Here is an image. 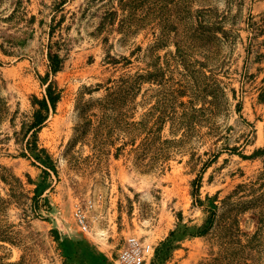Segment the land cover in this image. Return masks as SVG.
<instances>
[{
  "label": "rangeland",
  "instance_id": "rangeland-1",
  "mask_svg": "<svg viewBox=\"0 0 264 264\" xmlns=\"http://www.w3.org/2000/svg\"><path fill=\"white\" fill-rule=\"evenodd\" d=\"M198 13L214 54L180 57ZM0 224V264H114L132 234L146 264H264V0H0Z\"/></svg>",
  "mask_w": 264,
  "mask_h": 264
},
{
  "label": "trees",
  "instance_id": "trees-1",
  "mask_svg": "<svg viewBox=\"0 0 264 264\" xmlns=\"http://www.w3.org/2000/svg\"><path fill=\"white\" fill-rule=\"evenodd\" d=\"M205 15L206 14L198 13L197 26L196 27L192 26L191 27L192 29L189 28L187 40L179 41L177 43L178 45L177 55L178 56L183 57L185 54H189L190 56H192L191 53L197 49H203L204 51L209 52L210 56L214 54V48L216 46V42L213 40V36L217 38L215 36V33H217V30H211L208 28V26L206 25L208 20L204 18ZM52 59L53 58L51 57V60ZM50 67L52 70L55 71L60 67V63L58 61L52 60ZM125 86H127L128 88L125 90L122 89ZM132 87H133L132 82H128V80L124 81L123 86H121L118 91L109 94L110 100L116 101V100L127 99L129 97L128 94L133 89ZM128 90L130 92H128ZM60 98H61L60 91L57 90V87H55L52 82H50L46 88V92L43 98L38 99V103L40 105L39 109L33 113L32 118L29 120V122H23V126L28 127V129L26 130V133L29 134L30 132H32L29 137L26 134V137H27L26 148L28 150H33V148H37L36 146L34 147L33 141L31 140L32 134L39 131V129L44 125L45 121L49 117L50 110L51 109H53L54 111L56 110L57 103L60 100ZM192 109L193 111L199 110V109H196L195 107H192ZM200 110H203V109H200ZM215 110H216V105H215ZM209 112L212 113L210 114V117H211V115H213L214 113V109L210 110ZM34 199L39 201L40 198L38 195H36ZM45 200L48 201L47 198H45ZM38 201H37V204H38ZM39 208L40 207H38V205H35L36 210ZM210 228H211L210 226L206 227V229L203 232L207 233ZM10 238L11 236H9L8 232L5 229H3L2 225L0 224V240L9 241Z\"/></svg>",
  "mask_w": 264,
  "mask_h": 264
},
{
  "label": "built area",
  "instance_id": "built-area-1",
  "mask_svg": "<svg viewBox=\"0 0 264 264\" xmlns=\"http://www.w3.org/2000/svg\"><path fill=\"white\" fill-rule=\"evenodd\" d=\"M93 207V203L82 205L78 203L75 209V217L83 231H88L90 228V218L87 214L88 208ZM153 245L132 234L126 237V244L120 249L114 264H146L148 257L153 252Z\"/></svg>",
  "mask_w": 264,
  "mask_h": 264
}]
</instances>
